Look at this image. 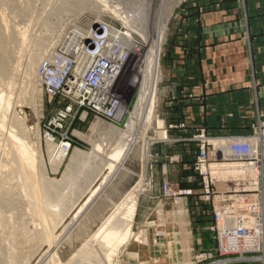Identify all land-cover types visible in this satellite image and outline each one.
I'll return each instance as SVG.
<instances>
[{"label":"rangeland","instance_id":"374dc122","mask_svg":"<svg viewBox=\"0 0 264 264\" xmlns=\"http://www.w3.org/2000/svg\"><path fill=\"white\" fill-rule=\"evenodd\" d=\"M41 1L42 2H40V0H27V1L26 0L24 1L23 0H13V5H14L13 7L4 8V10H2L0 7V15H1L0 18L2 17L1 20H4V22L6 21L5 23L8 24V26H11L10 28L16 32L19 30L20 32L22 31L25 32V34L28 33L26 34L27 38H25V41L27 39V41L25 42L26 45L21 47L20 42L16 41L20 45L15 43L16 45L15 46L13 44L12 47L14 48H12L8 52L9 54L8 73L6 75L2 74V76H0V83L3 87V85L5 84L7 80H11V82L13 81L12 83L13 85L11 84L12 85L10 86L11 88L7 87V89L10 88V90L8 91L5 90L6 86H4V88L2 89L0 85V90L2 91L4 90L5 94L9 95V98L12 100L11 106L13 110V115L14 113L16 114L14 117L20 120L22 119L21 121H23L24 123L26 132L28 131L27 136H28V140L30 141L29 150L31 152H34L35 154V151L37 150V146H40V150L42 153V161H43L42 166H44V170L46 172V178L48 180L58 181L61 178L62 174L65 172L64 170L66 169L68 161L71 157V153L73 152L74 149L80 150L86 155H88L85 161H83L80 164V167H78L77 174L74 175L72 178L73 183H76L77 180L79 181L78 184L80 185L78 188L80 190H82L83 188L84 192L83 190L81 191L83 193L81 194V197L78 199L76 204L73 205L70 212L65 216V218L54 229V236L58 237L56 238L57 245L54 244L56 247L55 246L48 247V245L43 244V245L37 246L38 248L35 250L36 252L33 250L35 249L36 246H29L26 243L28 240L32 239V237L36 234V231H35L36 225H37V222L35 221L36 216L34 217L33 212H31L29 209H26V207H22L20 209L17 207L16 208L14 207L15 210H11V212H17L18 215L14 216L13 219L8 220L7 222L4 223L3 226L0 227V235L3 236V243L0 244V259L3 261L4 264H43V263L47 264L48 262L47 258L50 255L49 253L50 252L52 253L53 250L54 252L57 251V253L60 251L59 248L65 245L67 239L77 229V226H78L77 224H79L80 222L83 223L86 220V217H89V214H88L89 211L95 208L96 206H98V204L101 203L105 199L106 193L111 188H113V185L118 183L120 185L119 188H122L123 186H125L124 185L125 183L126 184L125 188L127 190L128 189L131 190L133 187V190L138 192L137 193L138 194L137 203L135 204L136 206H135V210H134L132 221H131L132 222L131 231L133 233V236L128 241V243L124 246L122 251L119 253L118 257L114 259L115 261L113 263L129 264V262L131 261V263H137V264H143V263L148 264L147 262H151L152 264H158L159 262L163 261L164 262L163 264H175L177 262V259H175L176 252L174 250H176L177 246H162L163 245L162 241L165 239V237H167V234H168L167 232L168 223L164 220V216H163L164 210L168 208V206L171 207L172 205L174 206L175 204H179V201L175 202L173 197H171V194L175 193L176 190H174V187H172V184L168 182L166 183L164 182L162 184L161 186L162 199L166 202H161L163 205V208H160V210L158 211L159 213L158 214V219H159L158 226L153 225L152 223V220L154 219L153 217H150L148 219L149 222L147 221L145 223L143 222L146 218L142 219L138 217V214H140L138 198L140 197L141 194H144V192L148 190L149 185L152 184V180L154 179V176L156 174L155 172L157 170L156 165H161V164L166 165L168 163H173L171 161V156L164 157L161 152H154L152 150L153 147L158 146L160 144L161 146H163V148H165V151L168 152L169 150L172 151L171 148L175 146L170 141L171 139L172 141H175V142L182 141L181 139L180 140L176 139L174 137L175 134L171 133L170 131L184 130L183 128L185 127V124L183 122L182 123L178 122V124L172 123L170 121H167L165 118V114H167L166 111H168V109L164 106V104L168 99H171L172 97L171 88H172L173 80L174 82H176L174 77L172 76L173 73L171 71V67L173 65L171 56L174 55V52H177L176 47H179L182 49L184 55L186 57L187 56L189 57L192 49L196 45V38L195 37L191 38V37L197 36L198 34L201 33V30H202V24H201L202 19L201 18H202V15H204L205 13L203 6H201L203 0H178V1L177 0H158V1L157 0H141V3L143 2L142 5L144 6V8L142 9L141 8L139 9V7L133 5V3H135L134 0L132 1L133 3L130 2V0H121V1L109 0L110 6L115 7L116 5L117 6L120 5L118 7L121 8V12L123 14L129 15V16H132V15L136 16V19L134 20L135 21L138 20V21H136L135 24L138 23V26H139L137 31L128 29L129 27L127 25L122 24L119 20L114 18L112 15H108V14H103V15H100L99 17H96L94 13L85 11V12L80 13L77 16L72 13H71L72 16L70 14H66L67 16L66 15L62 16L64 18V20L63 18H61L63 21V24H62L63 26L61 25L62 31L59 30L58 32L57 31L55 32L57 36L61 35V37L59 36L60 41L57 40L58 43L56 42L55 44L56 46L55 48H53L54 50H52L53 53H51L52 55L56 54V60L55 61L48 60L50 63H48L47 60H45V62L42 61L44 62L43 65L48 64L49 65L48 67L50 68L51 67L56 68V69L58 67L61 68L60 61L62 58V59H65L67 62L71 61V66L67 67L66 69L70 70L71 73H74L73 71L74 65H72V63L73 64L75 63L74 55L66 52L64 50V47H66L67 45V42H68L67 38L70 36L69 34L73 31L75 27L83 31V34H84L81 37L79 50H81L80 48L82 44L93 43L91 41V38L88 37L87 33L90 35L96 29H99L100 32L102 31L105 32L106 28L107 29L110 28L116 31L118 33L116 35L117 38L115 39L117 40L115 42L116 45L120 44L119 43L120 35H121L120 37H123L122 35L124 34L128 35L131 39L132 45L128 46L129 44H126L127 47L125 46L128 52L127 70H125L123 74V78L121 79L120 84L118 85L119 93L124 95V99L126 101V106H127V111L122 121H120L118 124H115V125L114 124L108 125V123H106L105 121L99 118H96V116L92 112L88 111L85 108L80 107L76 102L62 95L61 93H55V94L49 93L48 90L50 89L46 87L44 79L39 78L40 80L39 81L36 78V82L39 81L36 83L37 84L36 89L37 91L39 90L38 93L40 94V107L39 108H36V107L33 108V106L28 105L25 99L21 98L22 95H19V93H22L23 86L25 85V84L23 85L22 82L26 81L25 79H23L24 78L23 73H24V65L26 61L25 59H27V55L30 53L29 50H32L34 48L33 46H35V44L38 41L40 42V40L42 39L47 41L49 39L48 33L52 30L49 25L55 23L56 22L55 20L58 18L56 14V9H57L56 6H59V4L57 3H59L60 0H54V1L41 0ZM20 2H21V6H20ZM23 2L26 4H24ZM48 3L49 5H51V7L48 5ZM52 5L53 6L55 5V6L53 7ZM24 7L25 8L28 7L30 11L27 9H24ZM45 7L46 9H44ZM170 8L171 10H169ZM24 10L26 12H24ZM53 12L55 14H52ZM159 16L163 18V21L166 20V22H164L165 26L163 27V32L161 35H159V32H158V30L160 29V25H159L160 21L156 20V18H158ZM51 17H53V19H50ZM43 18L44 19L46 18V19L44 20ZM97 20L99 21L96 22ZM72 22L74 25L72 24ZM15 28H17V30ZM24 29H26L27 32ZM43 34L45 36L47 35V39L45 38V36H43ZM34 38L37 39L38 41L35 40ZM158 40H159L158 78H157V90L158 91H157V96H156V106L154 107L153 115H154V118H156L157 120L161 122L160 123L161 126L159 125L157 126L156 124L153 123L152 125H149L146 129L142 130L140 126L138 127L136 125V127L131 132L132 141L134 142V145L136 144L133 147V150L135 151L132 152V154H130V157L132 159L129 160L127 163H124L123 167H120L119 173H117L118 171L115 173L112 172V175L114 173L115 176L108 175L109 171L107 170L106 167H103L102 168L103 170L100 167V171L98 174L99 176L97 175L96 178L93 179V181L92 179L88 181V183L90 184H87L85 186L86 184L85 181L80 180V179H83L82 178L83 175L87 174L88 171H90L93 164H95V160H97L98 158L106 157L107 155L109 156L111 154L110 153L111 150L110 152L105 151V147L103 145H98V148L94 147V145H91L90 141L87 140V136H86V134L88 135L89 133V130H90L89 127L93 121L98 120L100 123L104 125L112 126L120 130L126 129L125 127L130 118V112L132 110V107L134 105V102L137 97V92H138V87L136 85H132L131 81L134 77L138 76L140 71H142V68L144 66L142 61L144 59V56L146 55L145 52L147 53L148 46L150 45L151 42L158 41ZM193 41L195 44L193 46L192 45L190 46V43L193 44ZM74 43H76V41ZM1 52H3L2 48H0V53ZM132 52H136V53H132ZM20 59L21 60L23 59L22 63H20L21 62ZM133 62H135V64ZM133 66H135V69ZM43 81H44V84H43ZM20 86H22L21 89H20ZM188 97L191 99H194L195 101L198 100L200 102L204 100V97L200 95L193 96V94H189L187 98ZM261 123H264V122L260 121L257 129L252 134H249L247 136H242V137L211 138L206 134L204 129H198L188 139L183 138V140H186L187 143H189L190 145L194 147L195 154H194L193 164L197 156L198 150H197L196 144L190 141L191 138L194 135L203 131L204 134L208 138L211 139L210 145L212 147L211 146L209 147V150H210L209 153L211 154L210 159H209V172L212 178L215 180L213 188H212V196L214 195L215 197H218V199H219V196L221 198L222 195L229 197L235 191H238V190L241 191V189L247 187L248 185L247 182H249V179L252 178L251 176L254 175V170L251 166L252 164H250L246 156L241 157L235 151L232 152L230 150V145L231 144L252 143V139L259 134ZM135 131L136 133H134ZM137 133H140V134H137ZM46 138H49V139L51 138L52 142L56 145L57 150L61 147L63 150H65V145L69 146L67 150L65 151L67 154L62 164L57 168V171H54V169L56 168H55V165H52L53 164L52 161L57 154L56 153L57 150H55V152L52 155H48L47 149H46V143H45ZM93 139L95 140L96 137H94ZM217 148H220V149L217 150ZM93 157H96V158L93 159ZM193 164H192V170L195 174V179H196L195 183L198 185V188H199V193H198V196L196 197L197 200L195 202H197L198 204L201 205L202 208H204V211L202 212L207 213L208 217H212L213 216V206L211 203V198L209 199V201H206L204 198H202V186L200 183V179L194 170ZM222 164H225L227 167L240 166L238 167V169H243V170L241 171L237 170V172H233L232 175H228L227 177L223 178L222 176H218L217 174H215L213 169L210 167L211 165H222ZM40 166L41 165L38 162V159H36L35 167L39 169ZM127 171H129L131 174ZM243 171L245 173H243ZM249 175L250 177H247ZM106 176H108L109 178H107V181L105 183L101 184L103 182V179ZM124 177H126L127 180L125 179L121 180V178H124ZM108 181L111 185L110 189H109V185H107L109 184ZM51 185H54V184L51 183ZM105 185L108 186V190H107V187H105ZM223 186L224 188H226V192L224 193H222V189H221V187ZM98 187L100 189L96 192V194L94 195V199L92 198L90 201L91 203H90L88 199L90 198L92 191H94ZM103 187L105 190L103 189ZM193 207H196V206L193 205ZM79 209L81 211L77 215L78 217L76 216V218H74L76 213L79 211ZM4 214L7 216V213H4ZM21 219H24V220L21 221ZM211 221H212L211 222L212 224L213 218ZM11 224L13 225L18 224L19 226L14 229V228H11L10 226ZM147 225H151L155 227L146 228ZM96 227L97 226H93L90 230L94 231L96 230ZM65 228L67 231L64 230ZM163 230H166V232L163 233ZM15 238H17L18 242H23L24 245L15 246L14 248H12L11 245L7 244V241H10L11 239L13 240ZM64 239H66V241ZM215 240H216V247H215L214 255H215V258L216 257L217 258L214 260L211 257L204 256V254H198V257L196 258L197 264L208 261V260H214L215 262L213 264H218V262H221L222 260L225 259V258L223 259L219 258L218 255L216 254L217 234H215ZM81 244L82 243L76 244L75 246H77L80 249ZM30 250H33L35 253L34 252L30 253ZM183 252L185 253V246L183 248ZM161 254L163 255L161 258L155 259V260L151 259L149 261V256L150 258L151 257L154 258L156 255H161ZM67 261L68 260L63 261L62 263H66ZM182 264H188V263H182Z\"/></svg>","mask_w":264,"mask_h":264},{"label":"bare ground","instance_id":"6f19581e","mask_svg":"<svg viewBox=\"0 0 264 264\" xmlns=\"http://www.w3.org/2000/svg\"><path fill=\"white\" fill-rule=\"evenodd\" d=\"M132 1L133 0H130V2ZM40 2L42 1L40 0ZM134 2L135 3L132 2L134 6L139 7V9L144 8V6L142 5L143 2L141 3V0H134ZM57 4H59V6H56L57 7L56 14L58 18L55 16L57 18V19L55 18L56 22L50 25L47 24L52 29L48 33L49 39L45 41L44 39L41 38L42 40L39 39L40 40L39 42L37 39L34 38L38 42L35 44V46L32 45L34 47L32 50L28 49L30 53L29 52H28L29 54L27 53L28 54L27 59H25L26 61L24 65L23 79H25L26 81L25 82L23 81L24 83L22 82V84L25 85L23 86L22 93H19V95H22L21 98H24L25 101L28 103V105L33 106V108L40 107V94L38 93L39 90L37 91L36 89V85H37L36 83L40 81L38 71L41 65L45 62V60L47 61L56 60V54L52 55L51 53H53L52 50H54L53 48H55L56 42L58 43V41H60L59 36L61 37V35L57 36L55 32L61 30L63 26L62 25L63 21L61 19L63 18L62 17L63 15L66 14L71 15L72 13L77 16L85 11L94 13L96 17H99L100 15L103 14H108V15H112L122 24L127 25L129 27L128 29L130 30L137 31L139 28L138 23L135 24L136 21H138V20L136 21L134 20L136 19V16L134 15L129 16L123 14L121 12V8L118 7L120 5L118 6L116 5L115 7L110 6L109 0H60V2ZM13 6H14L13 0H0V7L2 10H4V8H10ZM20 6H21V2H20ZM49 6L51 7V5ZM46 7L44 9H46ZM24 9L29 10L28 7L27 8L24 7ZM169 10H171V8ZM24 12L26 11L24 10ZM52 14L55 13L53 12ZM53 17H51L50 19H53ZM1 19L2 17L0 18V48H2L3 52L0 53V76H2V74L6 75L8 73V65H9L8 52L12 48H14L12 47V45L13 44L15 45V43L18 45L21 44L20 45L21 47L26 45L25 42L27 41V39L25 41V38H27L26 34H28V33L25 34V32L23 31L22 33L19 30L17 32L14 31L13 29L10 28L11 26H8V24L5 23L6 21L4 22V20ZM156 20L160 21L159 24L160 29L158 30V32L159 35H161L163 32V27L165 26L164 22H166V20L163 21V18L161 16L156 18ZM98 21L99 20H97L96 22ZM15 29L17 30V28ZM24 30L26 31V29ZM106 30L109 35L106 34L107 38L105 41L104 54L112 55L115 48L118 47L121 51H124L127 54L126 63L128 65V52L126 49L127 47L126 44H129L128 46L132 45L130 37L125 34L122 35L123 37H120L121 36L120 35L119 36L120 44L116 45L115 42L117 40L115 39L117 38L116 35L118 33L110 28L108 29L106 28ZM69 35L70 36L68 38L65 36L68 42L66 47H64V50L74 55L76 72L83 73V71L86 69L90 61L89 55H85L78 52L79 48L77 46L80 45L81 37L82 35H84L83 31L75 27ZM87 35L89 38L93 37L92 33L90 35L87 33ZM43 36L45 35L43 34ZM100 37L101 36H98V38ZM45 38L47 39V35L45 36ZM16 41L20 42V44L17 43ZM75 41L76 43H74ZM158 50H159V40L151 42L150 45L148 46L147 53L145 52L146 55L144 56V59L142 61L144 65L142 71L139 70L140 73L138 74V76L134 77L131 81L132 85H136L138 87V92L132 110L130 112V118L125 127L126 129L120 130L112 126H108L109 124L104 125L100 123L98 120L93 121L91 123L89 127L90 129L89 133L88 135L86 134L87 140L90 141L91 145H94V147L96 148H98V145H103L105 147V151L110 152L111 150L110 152L111 154L109 156L107 155L106 157L98 158L97 160H95V164H93L90 171H88L87 174L83 175L82 177L83 179H80L85 181L86 183L85 186L87 184H90L88 183V181H90L91 179L93 181V179L96 178V176L99 174L100 167L101 169L103 167H106L107 170L109 171L108 175H112V172L115 173L118 171L117 173H119L120 167H123L124 163H127L129 160L132 159L130 157V154H132V152L135 151L133 150V147L136 144L134 145V142L132 141L131 132L136 127V125L138 127L140 126L142 130L146 129L149 125H152L153 123L156 124L157 126L158 125L161 126L160 125L161 122L156 118H154L153 115L154 107L156 106V96L158 91L157 90L158 52H159ZM132 53H136V52H132ZM22 60L20 59L21 61L20 63H22ZM49 61L48 63H50ZM64 61L65 59L61 58L60 61L61 68L64 66ZM133 63L135 64V62ZM127 65L125 66L126 67L125 70H127ZM133 67L135 69V66ZM36 78L39 81L36 82ZM12 83L13 81L11 82V80H7L3 85V87L1 83L0 85L2 89L4 88V86H6L5 90L8 91L11 88L10 86L13 85ZM7 87L10 88L7 89ZM21 87L22 86H20V89ZM3 91L0 90V157H1L0 159V227L3 226L5 222L13 219L14 216L18 215L17 212H11V210H15L16 207L19 209L22 207H26V209H29L31 212H33L34 217L36 216L35 221L37 222V225L35 229L36 234L32 237V239L25 242L29 246H36L35 249H33L34 251L38 248L37 246L43 244L48 245V247L55 246L57 245L56 238L58 237L54 236V229L70 212L73 205L76 204L78 199L81 197V194H83L81 192L83 188L82 190L78 188L80 185L78 184L79 181L78 180L76 181L77 184L73 183L72 178L74 175L77 174L78 167H80V164L83 161H85L88 155H86L80 150L74 149L73 152L71 153V157L68 161L66 169L64 170L65 172L62 174L61 178L58 181L48 180L46 178V172L44 170V166H42L43 161H42V153L40 150V146H37V150L35 151V154L34 152H31L29 150L30 141L28 140V136H27L28 131L26 132L24 123L23 121H21L22 119L20 120L14 117L16 114L14 113L13 115V110L11 106L12 100L9 98V95L5 94V91L4 92ZM134 133H136V131ZM94 137H96L95 140L93 139ZM45 141H46L45 143H46L47 153L48 155H52L55 152V150H57L56 145L52 142L51 138L50 139L46 138ZM67 148L68 147H65V150H63L61 147L56 151L57 154L52 161L53 162L52 165H55L56 168L54 169V171H57V168L62 164L67 154L65 152ZM96 157H93V159H95ZM36 159H38V162L41 165L39 169L35 167ZM107 178L109 177L106 176L101 184L105 183L107 181ZM124 179L127 180L126 177L121 178V180ZM51 183H53L54 185H51ZM107 185H109V189H110L111 186L110 183ZM107 185H105V187H107L108 190ZM124 185L125 186H123L122 188H119L120 185L118 183L113 185V188H111L106 193V196L104 195L105 199L102 202L100 201L101 203H99L98 206L96 207L93 206L95 208L89 211L88 213L89 217H86V220L83 223L80 222L79 224H77L78 226L76 225L77 229L70 235L67 241L66 239H64L66 243L64 241L65 245H63V247L60 248L58 247L60 251L57 253V251L54 252L53 250L52 253L51 252L49 253L50 254L48 257L49 260L47 258L48 262L46 261L47 264H115L113 263L115 261L114 259L118 257L119 253L122 251L124 246L133 236V233L131 231V223H132L131 221L136 206L135 204L137 203V195H138L137 194L138 192L133 190V187L131 190L129 189L127 190L125 188L126 187L125 183ZM99 189L100 188L98 187L97 189L92 191L91 196L88 199L89 202L91 201L92 198L94 199V195ZM80 209L76 213V215L74 214L75 215L74 218H76V216L80 213L81 211ZM4 213H7V216ZM23 220L24 219H21V221ZM10 226L11 228L15 229L19 225L11 224ZM93 226H97L96 230L94 231L90 230ZM64 230L67 231L66 228ZM2 243H3V236L0 235V244ZM80 243L82 244L80 245L81 247L79 249L75 245ZM7 244L11 245L12 248H14L15 246L24 245L23 242H18L17 238L7 241ZM33 250H30V253H33L34 252ZM66 260H68L66 263H62L63 261ZM161 262H159L158 264L164 263L163 261ZM0 264H4L1 259H0Z\"/></svg>","mask_w":264,"mask_h":264},{"label":"crops","instance_id":"0c3cea01","mask_svg":"<svg viewBox=\"0 0 264 264\" xmlns=\"http://www.w3.org/2000/svg\"><path fill=\"white\" fill-rule=\"evenodd\" d=\"M201 6L205 12L202 30L191 37L196 38V45L189 57L179 47L176 56H171L176 82L173 80L171 99L164 104L167 121L185 124L184 130L170 131L182 141L171 139L175 146L168 152L160 144L153 147L154 152L171 156L173 163L156 165L152 184L138 198V217L146 218L143 223L153 217V225L158 226V211L163 208L161 202H166L162 199V184H172L180 196L179 204L164 210L168 234L162 241V246H177L174 251L178 264H197L198 254L217 258L215 234L208 230L212 217L195 202L199 188L192 170L194 147L183 138L188 139L198 129H204L211 138L242 137L264 122V0H203ZM189 94L203 96L204 100L187 98ZM210 167L223 178L243 170L225 164ZM221 189L226 192L224 186ZM162 256H149V261ZM214 260L198 264H213Z\"/></svg>","mask_w":264,"mask_h":264},{"label":"built area","instance_id":"2783aa9c","mask_svg":"<svg viewBox=\"0 0 264 264\" xmlns=\"http://www.w3.org/2000/svg\"><path fill=\"white\" fill-rule=\"evenodd\" d=\"M106 34V30H94L93 43L82 44L81 51L78 49L79 53L90 56L83 73L76 72L75 63H72L74 73H71L66 69L71 66V61L65 60L64 66L58 70L42 64L38 75L44 79L49 93H61L96 118L115 125L122 121L127 111L124 95L118 91L127 65V54L117 47L112 55H105ZM190 141L198 150L193 167L200 179L202 198L206 201L211 198L213 206V223L208 229L217 234L216 254L225 258L218 264H264V123L252 143L230 145L232 152L246 156L254 175L247 182L248 188L235 191L229 197L222 195L218 199L212 196L215 180L209 172L211 139L201 131ZM171 197L175 202L180 199L177 192Z\"/></svg>","mask_w":264,"mask_h":264}]
</instances>
